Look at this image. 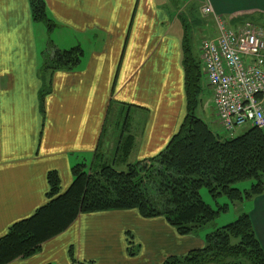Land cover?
Listing matches in <instances>:
<instances>
[{"label": "crops", "instance_id": "0c3cea01", "mask_svg": "<svg viewBox=\"0 0 264 264\" xmlns=\"http://www.w3.org/2000/svg\"><path fill=\"white\" fill-rule=\"evenodd\" d=\"M44 1L56 22L51 33L34 21L30 0H0V237L48 202L51 172L64 193L73 168L89 166L97 153L126 167L127 142L128 164L166 149L186 116L181 19L191 24L196 3L202 17H221L235 31L246 23L264 31V0H189L176 8L169 0ZM207 5L214 15H203ZM177 21L181 36L172 34ZM77 37L89 42L88 53ZM50 39L84 56L47 85L41 72ZM114 126L126 132L116 150L108 140ZM247 211L264 249V193L247 199ZM205 237L180 236L164 218L135 210L94 213L12 264H162L202 249Z\"/></svg>", "mask_w": 264, "mask_h": 264}, {"label": "trees", "instance_id": "16d2710c", "mask_svg": "<svg viewBox=\"0 0 264 264\" xmlns=\"http://www.w3.org/2000/svg\"><path fill=\"white\" fill-rule=\"evenodd\" d=\"M30 3L34 21L44 23L51 33L56 24L48 16L45 1ZM182 23L187 109L166 149L152 159L128 164L133 144L127 142L121 156L126 171H118L104 154L97 153L89 166L73 168L74 181L64 193H60L59 175L51 172L48 202L0 237V264L33 258L45 243L86 214L135 210L146 219L164 218L180 236H188L227 210L223 206L215 211L206 204L202 189L206 188L214 199L224 195L232 203L264 193V130L251 127L245 134L223 138L197 117L204 71L191 48L189 24ZM83 56L81 47L61 50L50 39L42 75L72 72ZM247 180L254 181L251 190L242 193L234 187ZM162 264H264V249L250 214L243 213L234 223L207 234L202 249L170 257Z\"/></svg>", "mask_w": 264, "mask_h": 264}, {"label": "built area", "instance_id": "2783aa9c", "mask_svg": "<svg viewBox=\"0 0 264 264\" xmlns=\"http://www.w3.org/2000/svg\"><path fill=\"white\" fill-rule=\"evenodd\" d=\"M204 15L214 14L211 6ZM218 36L201 42L213 106L228 138L244 126L264 130V31L246 23L239 31L215 16Z\"/></svg>", "mask_w": 264, "mask_h": 264}, {"label": "rangeland", "instance_id": "374dc122", "mask_svg": "<svg viewBox=\"0 0 264 264\" xmlns=\"http://www.w3.org/2000/svg\"><path fill=\"white\" fill-rule=\"evenodd\" d=\"M169 1H170V4H169L170 7L176 8L178 5L183 6L189 0H169ZM190 1L192 2L193 0H190ZM160 3H165V0H157L156 4L159 5ZM199 7H200V5L196 3L195 7L192 10L193 11L192 21H191V24H189L190 28L188 31H189V37L191 38V48L193 50L195 57L201 61V65H202L201 68L204 71L203 58H202V52H201V42L203 40H205L206 37H208L207 39H211V37L213 38L214 34H216V36H217L218 31L215 27V23H214L215 20L214 21L211 20L210 17H209L210 19L207 17H202L200 14V8ZM49 18L52 20V18L50 16H49ZM52 21L56 24V22L54 20H52ZM181 21L183 22L182 19H181ZM255 24H257V23H254V25ZM42 25L44 26L43 28H45V30H47L46 25L41 23V26ZM178 26H179L178 28L175 27L172 34L181 36L183 33V30H182L183 25L181 26L180 22H178ZM255 26H257V25H255ZM39 34H41V33L39 32ZM85 40H86L85 38L77 37L78 43L83 44L86 52L88 53L89 42H85ZM96 46H97V44H96ZM47 48H48V46H47ZM44 61H45V59H44ZM43 65H44V63L42 64V66ZM54 74L55 73H52L50 71L46 72L44 74L47 85H49V81H50V79L53 78ZM201 83H202L201 84L202 93L200 96L201 102H200L199 108L196 112V115H197V117H199L200 119L205 121L215 133L219 134L223 138H228L227 134L221 129L218 118L216 117L215 109H214V106L212 105L213 100H214L213 92L211 90V87L209 86V82H208L207 77L205 75L203 76ZM185 94H186V92H185ZM177 95H179V93ZM250 128H251L250 126H244L242 128H239L236 131V135L245 134ZM123 133H126L124 131V126H122L120 129H118L116 126H114L111 129V132L108 136V140L112 139L113 141H115V148H114L115 150L117 149L118 142L120 141V137ZM87 161H91V160H87ZM129 162L131 164H134L133 162L139 163L138 160L134 159V157H131L129 159ZM88 163H90V162H88ZM116 169L118 171L119 170L120 171H126L127 168L123 167L122 164L117 163ZM253 183H254V181L247 180V181L240 182V183L236 184L234 187L239 189L240 191H242V193H245V192L251 190ZM200 193H201V196H202L204 202L206 204H208L210 207H212V209H214L215 211H217L220 207H223V206H227V210L224 212L222 211L219 214V216L216 218L215 221L211 222L206 227H204V228L198 230L196 233H194V234H198L199 237L201 235L203 237L204 235L210 234L212 232H215L216 230H219L220 228H223L227 225H230V224L234 223L240 215H242L243 213H248L246 197H245L244 201L232 203L229 200V198L224 196V195L219 196L218 198L214 199L209 194V191L206 188L202 189L200 191ZM106 213H109V212H106ZM134 214H137V213H134ZM191 235H193V234H191ZM204 247H205V245H204ZM136 251L134 250L135 253H136Z\"/></svg>", "mask_w": 264, "mask_h": 264}]
</instances>
